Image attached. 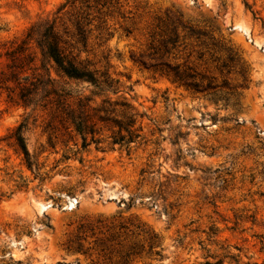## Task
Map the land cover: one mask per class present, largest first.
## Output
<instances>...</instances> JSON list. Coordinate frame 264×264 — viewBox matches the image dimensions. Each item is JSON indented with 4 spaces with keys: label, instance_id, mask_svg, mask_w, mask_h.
Returning <instances> with one entry per match:
<instances>
[{
    "label": "rangeland",
    "instance_id": "rangeland-1",
    "mask_svg": "<svg viewBox=\"0 0 264 264\" xmlns=\"http://www.w3.org/2000/svg\"><path fill=\"white\" fill-rule=\"evenodd\" d=\"M57 17L66 51L143 115L145 143L128 154L105 131L84 148L0 88V264H264V0H0V73Z\"/></svg>",
    "mask_w": 264,
    "mask_h": 264
},
{
    "label": "trees",
    "instance_id": "trees-1",
    "mask_svg": "<svg viewBox=\"0 0 264 264\" xmlns=\"http://www.w3.org/2000/svg\"><path fill=\"white\" fill-rule=\"evenodd\" d=\"M57 20L58 17L34 24L22 45L16 51L7 52L9 63L7 71L0 73V88L9 91V97L17 92V99L25 108H33V111L39 108L47 112L50 118L48 126L57 122L67 133L80 137L84 148L103 143L99 135L106 131L111 134L109 139L112 149L118 146L129 154L133 147L145 143L142 130L138 127L143 115L135 110L126 97L106 95L109 92L114 96L119 95L121 91L116 87L119 81L91 69L89 64L79 62L77 56L66 51ZM76 27L79 39L85 46V32L79 23ZM31 42H35L40 51H26ZM177 42L178 38L175 37L167 43L174 45ZM151 67L173 76L192 89H213L211 84L203 88L194 81V74L182 72L179 66H173L168 61H160ZM9 82L14 86H8ZM72 82L91 85L96 92H92L91 96L75 93ZM95 98H101L100 103ZM27 126L25 120L16 130L14 139L31 169L33 163L24 138Z\"/></svg>",
    "mask_w": 264,
    "mask_h": 264
},
{
    "label": "bare ground",
    "instance_id": "bare-ground-1",
    "mask_svg": "<svg viewBox=\"0 0 264 264\" xmlns=\"http://www.w3.org/2000/svg\"><path fill=\"white\" fill-rule=\"evenodd\" d=\"M74 204H75L74 202H71L70 205L69 204L68 205H69L70 208H73ZM68 205H67V207H68Z\"/></svg>",
    "mask_w": 264,
    "mask_h": 264
}]
</instances>
